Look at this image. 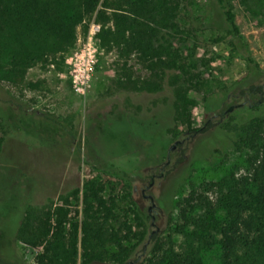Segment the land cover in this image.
Listing matches in <instances>:
<instances>
[{
    "label": "trees",
    "instance_id": "obj_1",
    "mask_svg": "<svg viewBox=\"0 0 264 264\" xmlns=\"http://www.w3.org/2000/svg\"><path fill=\"white\" fill-rule=\"evenodd\" d=\"M213 1L224 12L229 35L245 48L229 1ZM241 1L264 5V0ZM181 6L182 0H0V87L21 92L41 89L42 81L27 80L29 71L63 65L65 54L76 47L79 27L86 34L95 22L101 26L99 47L116 54L118 88L158 94L168 86L174 99V128L168 130L173 139L203 133L211 122L194 128L195 101L190 94L203 91L208 79L195 72L190 62L197 48L188 46V33L199 31L202 27L196 24L202 19L188 17L187 33L178 22ZM167 32L177 41L166 40ZM132 57L142 62L148 79L133 78ZM245 61L258 69L250 55ZM236 84L244 108L225 118L221 128L233 134L235 151L246 154L243 174L235 172L216 181L189 180L188 193L168 215L165 235L149 233L134 202L141 230L133 231L128 222L116 228L114 199L105 198L106 187L96 180L84 185L81 222H72L68 200L45 209L28 204L14 233L19 244L38 251L34 264H208L210 259L216 264H264V83L245 78ZM219 102L212 95L204 105L217 111ZM17 110L25 112L19 104ZM9 112L10 108L0 121L4 133L0 147L12 129L7 124ZM19 115L16 126L25 122ZM42 124L72 134L64 123L46 115L34 126L39 130ZM9 198L0 209L1 218L10 207Z\"/></svg>",
    "mask_w": 264,
    "mask_h": 264
},
{
    "label": "rangeland",
    "instance_id": "obj_2",
    "mask_svg": "<svg viewBox=\"0 0 264 264\" xmlns=\"http://www.w3.org/2000/svg\"><path fill=\"white\" fill-rule=\"evenodd\" d=\"M228 1L245 48L229 35L224 12L213 0H182L178 20L188 33L187 18L202 19L196 24L202 28L188 33V46L197 48L190 62L195 72L208 79L203 91L190 94L195 101L194 128H204L211 122L203 133L183 134L174 140L168 132L174 128L171 89L166 86L163 92L152 94L118 88L116 54H107L101 48L86 95L74 94L66 59L88 41L89 31L85 34L81 27L76 47L65 54L63 65L29 71L27 80L42 81L41 89L21 92L8 85L0 87V121L10 108L7 124H12L0 147V204L6 196L11 202L5 217H0V232L5 230L6 235L0 239V254L3 251L13 264H34L38 251L19 244L14 233L24 206L45 209L68 200L72 222H81L83 190L89 180L102 182L105 198L114 199L119 216L116 228L128 222L133 231L141 230L132 210L134 202L149 233L161 231L165 235L168 215L176 212L179 200L188 193L189 180L216 181L245 172L246 154L235 151L233 134L223 130L215 116L243 103L236 83L245 78L264 83V5L259 8L241 0ZM164 36L170 42L177 41L172 32ZM249 55L258 69L248 66L245 57ZM129 66L134 79L150 77L136 57L130 59ZM212 95L220 101L217 111L204 105L205 98ZM17 104L25 112L19 113ZM19 114L25 122L16 126ZM44 115L64 123L72 134L57 130L53 124H42L38 130L34 124ZM3 134L0 126V138ZM176 141L182 143L175 145ZM148 186L151 188L145 193L153 203L142 194ZM211 196L214 198V194ZM0 264L9 263L0 259Z\"/></svg>",
    "mask_w": 264,
    "mask_h": 264
},
{
    "label": "built area",
    "instance_id": "obj_3",
    "mask_svg": "<svg viewBox=\"0 0 264 264\" xmlns=\"http://www.w3.org/2000/svg\"><path fill=\"white\" fill-rule=\"evenodd\" d=\"M100 31L101 26L92 22L87 43L83 48L75 50L66 59L72 91L78 96H85L90 88L94 68L97 63V53L100 50L97 38Z\"/></svg>",
    "mask_w": 264,
    "mask_h": 264
},
{
    "label": "flooded vegetation",
    "instance_id": "obj_4",
    "mask_svg": "<svg viewBox=\"0 0 264 264\" xmlns=\"http://www.w3.org/2000/svg\"><path fill=\"white\" fill-rule=\"evenodd\" d=\"M229 99H230V97H228V100H229ZM224 104H225V103H224ZM224 104H223V105L221 106V108H219V109L222 110V108L225 106ZM244 105H245V104H239V105L230 106V107L227 108L225 111H223V112H219V113L215 116V117H218V119H219V121H220L219 124H222V123L225 121V118H229L230 115H232V114L234 113L235 110L244 108ZM180 143H182V142H180V141H176L175 145L180 144ZM167 164H169V162H168ZM155 177H156V175H153V176L151 177L152 184H153V182H154V180H155ZM152 184H151V186H152ZM151 186H148L146 189H143V190H142V194H143V197H144L145 199H150L151 202L153 203V200L151 199V197L148 196V195H146V193H145L147 190H149V189L151 188ZM153 207H154V206H151V207L149 208V212H150V213L153 211ZM4 235H5V230H3L2 232H0V239H1V237L4 236ZM5 237H6V235H5ZM0 259H1V260H4V261H7L9 264H13V262L11 261V259H10L8 256L6 257V255L3 253V251H2L1 254H0Z\"/></svg>",
    "mask_w": 264,
    "mask_h": 264
},
{
    "label": "water",
    "instance_id": "obj_5",
    "mask_svg": "<svg viewBox=\"0 0 264 264\" xmlns=\"http://www.w3.org/2000/svg\"><path fill=\"white\" fill-rule=\"evenodd\" d=\"M174 147H175V146H173V147L171 148V150H173V149H174ZM151 199L153 200V198H152V197H151Z\"/></svg>",
    "mask_w": 264,
    "mask_h": 264
}]
</instances>
